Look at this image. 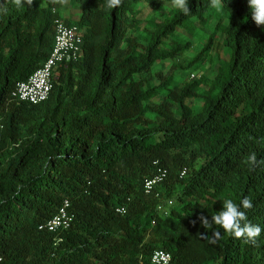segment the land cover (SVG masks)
Wrapping results in <instances>:
<instances>
[{"label":"trees","instance_id":"trees-1","mask_svg":"<svg viewBox=\"0 0 264 264\" xmlns=\"http://www.w3.org/2000/svg\"><path fill=\"white\" fill-rule=\"evenodd\" d=\"M169 1L109 10L105 0H34L17 10L0 0V264H153L156 250L171 264H264V232L253 245L197 219L248 197V219L264 229V165L244 163L251 152L264 160V27L247 0H225L226 22L209 0H189L187 16ZM57 18L77 25L82 54L60 68L48 100L21 101L16 86L48 59ZM213 18L188 59L194 44L182 36ZM217 33L229 52L212 69ZM66 200L76 216L56 243L40 227Z\"/></svg>","mask_w":264,"mask_h":264},{"label":"built area","instance_id":"built-area-1","mask_svg":"<svg viewBox=\"0 0 264 264\" xmlns=\"http://www.w3.org/2000/svg\"><path fill=\"white\" fill-rule=\"evenodd\" d=\"M55 45L48 59L34 72L29 78L20 81L13 95L21 101L30 104H40L49 99L54 87L55 74L59 66L67 65L70 62L77 61L81 55L82 37L79 29L75 25H68L63 20L56 21ZM164 175H157L153 179L145 182L147 192H150L154 186L163 180ZM120 213H126V208L118 209ZM76 214L71 209V203L66 200L59 212L53 216L47 223L40 227L51 233L56 234V243L63 240L62 234L68 230L75 219ZM172 254L165 250H156L151 261L153 264H171Z\"/></svg>","mask_w":264,"mask_h":264},{"label":"clouds","instance_id":"clouds-1","mask_svg":"<svg viewBox=\"0 0 264 264\" xmlns=\"http://www.w3.org/2000/svg\"><path fill=\"white\" fill-rule=\"evenodd\" d=\"M11 2L15 5L17 10H22L25 7V5L31 7L34 4V0H11ZM51 3L63 5L64 3H66V0H51ZM122 3L123 0H105V6L109 10L120 7ZM247 4L250 9L251 19L254 22V24L257 27H264V0H247ZM171 5L172 7L179 10L182 14L186 16L191 14L189 0H171ZM209 7L213 9L221 10L225 7V0H209ZM0 11H6V9L0 6ZM58 19H61L65 22L64 18H57L55 20V24ZM65 23L68 24L67 22ZM68 25H73V24H68ZM55 35H56V26H55ZM82 45H83V39H82ZM82 45H81V54H82ZM67 65L59 66V68L56 71V73L58 74H55V76L59 75L61 67L63 66L66 67ZM257 142L259 143L260 141ZM58 158H63V157L61 156ZM244 163L247 164L250 169L254 170L258 165H264V160H258L257 154L255 152H251L245 157ZM222 205H223L222 209L218 211L216 214L212 215L210 220L206 216L201 214L197 218L201 226L205 229H208L213 225L218 226L219 229L223 230L224 234H227L228 236L233 237L235 239H243L245 243H250L255 245L258 238L261 236L262 232H264V229H262L259 225L251 223L248 219L247 211L251 210L254 207L253 201L248 197H244L240 201V204L238 205L232 199H225ZM195 223L196 221H193V224ZM221 235L222 234L219 231H214L213 238L210 239L209 242L215 244L217 242V238H220Z\"/></svg>","mask_w":264,"mask_h":264},{"label":"rangeland","instance_id":"rangeland-1","mask_svg":"<svg viewBox=\"0 0 264 264\" xmlns=\"http://www.w3.org/2000/svg\"><path fill=\"white\" fill-rule=\"evenodd\" d=\"M168 8H173L171 5V1L166 2L165 4ZM142 9H141V13L143 14V16H145L146 18H151L153 16L156 15V13H154L150 8H148L146 5H142ZM216 12L218 15H222L225 19V22L227 21L228 17L226 12L221 9V10H217ZM70 13V12H69ZM73 15V14H71ZM74 19H77L78 16L74 15L73 16ZM216 19L213 18V20L206 24L203 28L202 25L197 29L198 31V36H195L193 38L192 34L189 33H184V36H182L183 39L188 40L189 38L193 41V48L188 51L186 53L188 59L195 57L203 48V46L205 45V41L202 40V36H206L208 37L210 34L213 33L214 31V25H215ZM217 39L220 40V47H212L209 52H208V56H211L212 60H211V68H217L218 66H220V60L224 59L227 60V53L228 48L225 45V39L222 36V33H217L216 35ZM208 61H210V57L207 61H205V65L202 67H197V68H193L195 69L194 73L191 74V76L189 77V81H191L192 78H198L200 76L201 73H203L202 71H204L205 66L208 65ZM210 64V63H209ZM212 71V70H211Z\"/></svg>","mask_w":264,"mask_h":264}]
</instances>
